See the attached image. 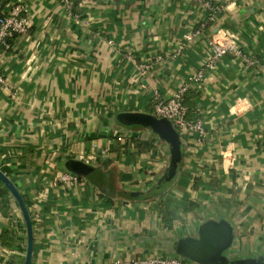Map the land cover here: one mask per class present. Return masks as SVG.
Returning <instances> with one entry per match:
<instances>
[{
  "label": "crops",
  "instance_id": "0c3cea01",
  "mask_svg": "<svg viewBox=\"0 0 264 264\" xmlns=\"http://www.w3.org/2000/svg\"><path fill=\"white\" fill-rule=\"evenodd\" d=\"M207 1L220 9L211 20L197 0H72L69 10L61 0H25L28 31L0 49V168L26 197L31 264L170 255L206 220L231 225L229 260L264 261V0ZM220 29L238 35L253 63L226 54L202 70L205 40ZM200 70L185 105L203 134L181 136L180 170L155 191L170 146L123 116L152 114L155 92L170 94ZM70 160L86 165L77 183L59 179L74 173ZM186 200L198 203L188 213ZM159 204L176 209L172 227ZM25 246L9 193L0 264H22Z\"/></svg>",
  "mask_w": 264,
  "mask_h": 264
},
{
  "label": "built area",
  "instance_id": "2783aa9c",
  "mask_svg": "<svg viewBox=\"0 0 264 264\" xmlns=\"http://www.w3.org/2000/svg\"><path fill=\"white\" fill-rule=\"evenodd\" d=\"M67 9L72 8V0H61ZM202 6L209 10L208 19H213L215 14L220 10L218 6L211 4L207 0H197ZM69 13H71L69 11ZM30 14L28 12L25 0H11L5 13L0 16V47L7 50L11 48L10 39L18 34H25L30 27ZM206 23H201L204 27ZM197 32V31H196ZM190 38V37H189ZM238 35L228 29H220L213 32L206 38L207 51L202 60V70H213L216 63L226 54L238 57L247 64L253 63V60L243 53L239 44ZM141 72L148 68V64L142 63L138 65ZM202 79V71H198L190 75L183 81L178 88L167 95H160L158 92L154 94V104L152 114L157 118L167 119L181 136L188 132H198L203 134L202 123L200 119L190 121L187 119V106L185 105V93L194 85L198 84ZM4 83V78L0 73V85ZM226 151L224 152L225 155ZM62 182L79 181L77 173L64 172L59 176ZM105 264H199L193 260L181 256L166 257H147L132 259L129 261L115 260Z\"/></svg>",
  "mask_w": 264,
  "mask_h": 264
},
{
  "label": "water",
  "instance_id": "95a60500",
  "mask_svg": "<svg viewBox=\"0 0 264 264\" xmlns=\"http://www.w3.org/2000/svg\"><path fill=\"white\" fill-rule=\"evenodd\" d=\"M0 0V8H1ZM123 121L129 124H141L154 133L170 146L169 163L155 191H160L166 183L172 181L178 174L183 157V144L174 126L164 118H157L150 113H126ZM69 170L74 173L83 172L86 165L79 160H70L67 164ZM0 180L14 198L25 225L26 246L22 264H31L33 252V226L25 200L14 183L0 168ZM140 195L131 192L130 196ZM151 195V192L145 193ZM233 230L225 220H206L202 222L194 236H184L176 241L175 253L181 257L193 260L199 264H264L259 258H242L229 260L225 252L231 245Z\"/></svg>",
  "mask_w": 264,
  "mask_h": 264
},
{
  "label": "trees",
  "instance_id": "16d2710c",
  "mask_svg": "<svg viewBox=\"0 0 264 264\" xmlns=\"http://www.w3.org/2000/svg\"><path fill=\"white\" fill-rule=\"evenodd\" d=\"M7 3H8V0H2L1 8H0V16H2L3 13L6 12L7 7H8ZM0 49L5 50L2 47H0ZM187 109H188V107H187ZM187 119L190 121L196 120L194 117H192V114H190V111H189V113L187 112ZM23 198H24V200H26L25 196H23ZM197 205H198V203L196 201L186 200L184 205H183L182 210L184 213H188L191 210H193ZM8 209H9V191L3 185L2 181L0 180V210L3 212H6ZM158 209H159V214H160L161 220L163 222V225L166 228L172 227L173 220L176 218V215H175L176 209L170 208L168 206V204H159ZM3 234L8 237L10 244L15 241L13 238V234L11 232L4 231ZM8 235H10V237Z\"/></svg>",
  "mask_w": 264,
  "mask_h": 264
},
{
  "label": "rangeland",
  "instance_id": "374dc122",
  "mask_svg": "<svg viewBox=\"0 0 264 264\" xmlns=\"http://www.w3.org/2000/svg\"><path fill=\"white\" fill-rule=\"evenodd\" d=\"M137 125H141V124H137ZM141 126H144V125H141ZM144 127H146V126H144ZM152 256H156V257H166V256L174 257V256H178V255L176 253H172L170 255H149V256H142V257H139V258H147V257H152ZM139 258H135V259H139Z\"/></svg>",
  "mask_w": 264,
  "mask_h": 264
}]
</instances>
